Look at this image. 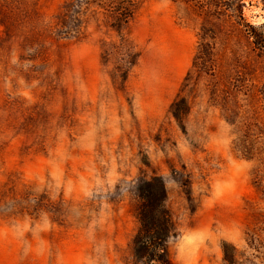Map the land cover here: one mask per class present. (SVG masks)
Wrapping results in <instances>:
<instances>
[{"label":"rangeland","instance_id":"374dc122","mask_svg":"<svg viewBox=\"0 0 264 264\" xmlns=\"http://www.w3.org/2000/svg\"><path fill=\"white\" fill-rule=\"evenodd\" d=\"M153 177L167 264H264V0H0V264H133Z\"/></svg>","mask_w":264,"mask_h":264},{"label":"trees","instance_id":"16d2710c","mask_svg":"<svg viewBox=\"0 0 264 264\" xmlns=\"http://www.w3.org/2000/svg\"><path fill=\"white\" fill-rule=\"evenodd\" d=\"M179 104L172 102L170 112L180 117ZM138 198V227L131 238L133 264H167V239L173 235L174 227L165 206V189L161 178L142 179L136 185ZM224 258L225 246H224ZM230 261H232L230 259Z\"/></svg>","mask_w":264,"mask_h":264}]
</instances>
